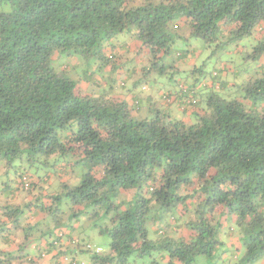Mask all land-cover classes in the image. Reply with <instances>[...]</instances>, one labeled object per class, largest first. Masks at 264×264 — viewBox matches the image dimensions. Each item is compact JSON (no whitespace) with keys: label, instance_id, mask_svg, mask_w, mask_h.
<instances>
[{"label":"trees","instance_id":"1","mask_svg":"<svg viewBox=\"0 0 264 264\" xmlns=\"http://www.w3.org/2000/svg\"><path fill=\"white\" fill-rule=\"evenodd\" d=\"M181 29L219 43L225 61L236 53L256 64L234 85L236 94L224 67L202 95L192 92L179 108L193 124L162 109L131 116L139 96L116 98L126 95L123 84L112 98L106 75L98 82L104 94L82 93L80 80L95 79L92 65L113 73L118 35H136L163 55ZM61 55L97 63L73 79L64 65L53 66ZM120 191H134L127 206L115 202ZM27 201L42 219L22 216ZM86 206L104 208L106 252L79 236ZM62 209L70 212L66 220ZM150 220L160 225L154 239ZM229 221L236 228L224 235L238 245L220 239L221 223ZM0 240V264H44L52 251L61 264L67 249L88 251L96 264L144 257L159 264L155 255L194 264L226 252L237 264L263 262L264 0H0Z\"/></svg>","mask_w":264,"mask_h":264},{"label":"rangeland","instance_id":"2","mask_svg":"<svg viewBox=\"0 0 264 264\" xmlns=\"http://www.w3.org/2000/svg\"><path fill=\"white\" fill-rule=\"evenodd\" d=\"M262 37L263 34L260 32L255 35V38L257 39H261ZM112 41L119 46L122 45V47H124V43L131 45V51L135 49V47L137 48L136 53L134 50L132 52H128L126 56H123L121 62H115L114 71L112 74H110V71L105 73V67L98 69L96 66L94 68L92 64L97 63V61H93L91 59L89 61L78 55H61L58 61L53 62V66H60V64L64 65L67 70V75L73 79L81 77L86 67L91 65L92 68L90 69L92 76L98 80L102 79V75H112L111 77L115 79V81L112 80L114 87L112 89L113 91L110 92V96L112 98H115V92L122 88L121 85L123 84L126 90V97L134 95L138 99L139 96V100L136 105L137 109L134 111L130 110L131 116H134L137 119H143L144 117L148 116L151 114V110L162 109L170 111V113L173 114V118L176 120H184L189 125L193 124V118L184 114L179 108L185 105V102L190 98L192 92H195L199 95L201 93L202 87L206 83H211L212 74L215 72L220 73V70H222L223 67V72H225V76L227 77L226 81H228V83L232 86H237L242 81V79L246 77V68L248 67L249 69L251 65H256L254 61H244L243 63L241 58L242 55L239 56L236 53H233L231 56H229L230 59L225 61L228 55L227 53H223L224 49L220 48L219 43L207 44L202 39L190 37L184 29L176 32L173 43L170 44L168 54L163 55H161V51L157 52L154 48L144 44V42L136 35H131V33L120 34ZM231 47H229L230 50L235 49V47ZM124 59H126V61H134L127 62V64L125 63L123 65H118L119 63H122ZM260 61L261 60H259L258 63H260ZM155 63L157 64L153 65ZM162 68H164V70ZM200 68L201 73L198 72V69ZM106 69H108V67ZM98 82L99 81H96L95 79L92 81L90 80L89 84L84 83L79 87L83 94L93 95L95 92L98 93L99 90L104 94L105 91L102 88L103 86L99 88ZM79 83H81V80ZM94 84L97 87H95ZM235 86L232 87V89H228V91H233L232 94H236L237 91H235ZM239 94L242 95L241 92ZM200 95H202V93ZM128 100L129 99L126 98V103H128ZM131 102L129 103L131 104ZM200 106H202V104ZM44 170L45 169H42L40 174H42ZM79 170V172L85 171L84 169ZM10 172L11 175H13V172ZM60 180H65L64 175L60 176ZM143 190L146 192L145 188H143ZM133 193L134 191H130L128 193L120 191L115 202L122 200L127 206L131 202L130 199ZM28 202L29 201L25 203L28 205V207H25V204H20V202H17V204L19 203L23 209L22 216L28 215V219L30 218L29 221L32 222L37 208H35L33 204L31 205V202ZM82 209V216L83 218H86L87 221L79 225V236L82 239L89 241L91 243L89 245L92 248H99L103 252L108 251L109 238L107 235L99 233V227L109 224L106 217H103L102 214L104 208H97L96 210L94 207L86 206L84 208L82 207ZM61 211L65 212L63 217L64 220H66L70 212L65 209H62ZM95 211L98 213L92 217V213ZM93 225L96 226L94 227ZM229 227H235V222L232 223L229 221L221 223V231L219 232L221 240H223L227 234H230ZM146 228L148 237L150 239H154L156 237V231L158 228H160V225L156 222L152 223L150 220L146 223ZM5 233L7 236H10L9 230H6ZM233 236H235V234H233ZM226 238L229 244L232 241V243L238 245L236 237H232L231 235L226 236ZM0 242L3 241L0 240ZM29 247L31 246L29 245ZM70 248L73 247L70 246ZM224 249L231 252L232 250L234 251V249H230L227 246H225ZM8 250H12V247H10ZM71 251L73 250L69 249L68 251L67 249L68 253L65 254L69 259L72 257V259H74L77 263H79L81 260H83L84 264L95 263L88 251H83L84 253H76L73 251V254L70 253ZM27 253H31L32 255L38 254L34 251V249L31 248L27 249ZM54 253L55 251H52V256L55 255ZM242 254L243 252L238 251L237 255L239 256V259L242 257ZM232 255V253L226 252L221 256V259H216L211 262L205 256H199L197 257V260L194 264H237V259ZM58 258L61 264L64 263V259L66 261L65 263L67 264L68 258H65L63 254H60ZM154 258L159 261V264H167L166 260L158 259V255H155ZM151 259V257H144L140 259L135 258L132 260V264H150L149 262ZM46 260L47 259H43L42 263L46 264ZM47 262L49 264L55 263L54 259L47 260ZM258 264H264V261L259 262Z\"/></svg>","mask_w":264,"mask_h":264},{"label":"crops","instance_id":"3","mask_svg":"<svg viewBox=\"0 0 264 264\" xmlns=\"http://www.w3.org/2000/svg\"><path fill=\"white\" fill-rule=\"evenodd\" d=\"M113 42V41H112ZM115 45H116V49L114 50V55H115V57H116V59H115V61H118V62H121V59L123 58V56L125 55H127L128 54V52H132L133 50L135 51V53H136V50H137V48L135 47V49H133L132 51H131V45H129V44H126V43H124V47H122V45H117L115 42H113ZM126 47V48H125ZM128 49V50H127ZM109 53H111V52H109ZM105 54H108V52H106ZM112 54V53H111ZM134 60H128V61H126V59H124L123 60V64H127V62H133ZM63 67H65V66H63ZM108 67V69H106ZM107 67H105V73H107V72H109L110 71V67L109 66H107ZM134 70H137V69H134ZM106 75V74H105ZM93 78V77H92ZM106 82L109 80V81H112L111 80V75H106ZM96 79V78H95ZM96 80H98V79H96ZM100 80V79H99ZM98 80V81H99ZM84 83H82V81H81V84H80V86H82ZM105 84V83H104ZM126 91V90H125ZM125 91H123L124 93H125ZM126 94V93H125ZM134 96V95H133ZM125 98L126 99V96L125 95H121V94H119L116 98H121V99H123V98ZM128 98V97H127ZM131 98V97H130ZM152 116V114H149L148 115V117L149 116ZM188 115V114H187ZM147 117V116H146ZM146 117H144V118H146ZM43 218V216H42V214H38V215H35V217L33 218V220H32V223H35V222H37V221H39L40 219H42ZM29 220V219H28ZM51 256L52 255H49L48 256V258H46V259H48V260H52L51 259ZM47 261V260H46ZM81 261H83V260H81ZM48 263V262H47Z\"/></svg>","mask_w":264,"mask_h":264},{"label":"built area","instance_id":"4","mask_svg":"<svg viewBox=\"0 0 264 264\" xmlns=\"http://www.w3.org/2000/svg\"><path fill=\"white\" fill-rule=\"evenodd\" d=\"M94 251H95L96 253H98V254L101 253V249H99V248H96ZM73 264H77V263L74 262ZM79 264H84V263H83V261H80Z\"/></svg>","mask_w":264,"mask_h":264}]
</instances>
